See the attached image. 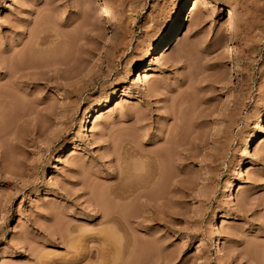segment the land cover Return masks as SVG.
<instances>
[{"label": "rangeland", "instance_id": "obj_1", "mask_svg": "<svg viewBox=\"0 0 264 264\" xmlns=\"http://www.w3.org/2000/svg\"><path fill=\"white\" fill-rule=\"evenodd\" d=\"M181 2L0 0V264H264V0Z\"/></svg>", "mask_w": 264, "mask_h": 264}, {"label": "bare ground", "instance_id": "obj_2", "mask_svg": "<svg viewBox=\"0 0 264 264\" xmlns=\"http://www.w3.org/2000/svg\"><path fill=\"white\" fill-rule=\"evenodd\" d=\"M189 0H182V2H181V4H180V8H179V10H178V12L176 13V15L174 16V18H173V20L170 22V23H168V25L166 26V29L164 30V32L161 34V35H158L157 36V42L153 45V47H151V49H149V51H148V56L150 57V58H152L153 60L155 59V58H160L159 56H160V54H162V52L164 51V50H168V49H170V47L173 45V44H177L178 42H179V40H180V36H179V27H180V25L184 22V20L186 19V20H188V18L190 17L189 15L192 13V9L190 10V12H189V9H190V7H191V5H190V3L189 4H187V2H188ZM178 37V38H177ZM176 39V40H175ZM157 46H159V48H157ZM157 48V49H156ZM159 49H161L160 50V52H158V50ZM146 64V63H145ZM149 67L147 66V64L146 65H144V67L140 70V71H138V74L136 75V78H135V80H134V83H138V84H142L143 83V80H145L149 75V69H148ZM99 106V105H98ZM99 108H100V106H99ZM100 111V110H99ZM98 110H97V112H99ZM92 118H93V115H92V110L91 109H89L88 108V110H87V112H86V118H85V123H84V125H83V136L84 137H86L87 139L89 138L88 137V131H89V128H90V125H91V121H92ZM263 121H264V111L261 113V115L259 116V118H258V120H257V122L255 123L256 124V127H261V125H262V123H263ZM85 139V138H84ZM249 141V140H248ZM248 141L246 140V142H245V147H244V151H246L247 150V145H248ZM243 150H242V152H243ZM152 159V158H151ZM153 160H154V158H153ZM152 161V160H151ZM155 163V162H154ZM160 163V162H159ZM153 164V163H152ZM157 164V163H156ZM158 165V164H157ZM155 166V165H154ZM159 166V165H158ZM162 166V165H161ZM135 167V166H134ZM169 167V166H168ZM156 168V167H155ZM158 168V167H157ZM162 168V167H161ZM144 178V177H143ZM228 183V182H227ZM123 185V184H122ZM126 186V185H125ZM124 186V187H125ZM234 186V183L233 182H230L229 183V189H228V192H230L231 190H232V187ZM131 187H132V185H131ZM145 187H146V182H144L143 180L142 181H140L139 183H138V185H136L135 186V188H123L122 186H120V184H118L116 187H115V190H113V193H111L112 194V196L114 197V198H118V200H122V199H126V197L128 198L129 197V195L133 192L134 193V191L136 192V195L137 196H139L140 194H141V191H137V190H142V189H145ZM228 187V186H227ZM141 188V189H140ZM128 193H130V194H128ZM135 194V193H134ZM134 194H132V195H134ZM229 194V193H228ZM136 195H134V196H136ZM229 196V195H228ZM112 198V197H111ZM111 204V203H110ZM117 204V203H116ZM104 205H106V204H104ZM108 205V204H107ZM119 205V204H118ZM121 205V204H120ZM120 205H119V207L117 206V208L115 209V208H112V209H110V210H108L106 207V209H107V211H105L104 209H103V213L104 214H102V216H104V217H106L105 219H108L109 217V219L110 220H115L116 219V217L117 216H119V218L121 219V221H122V219H128V217L129 216H131V214L133 215V214H135V213H133L132 212V210L134 209H130L131 208V206H130V208L127 206V205H124V206H127V208L129 209V210H122V208L120 207ZM113 206H114V203H113ZM116 206H114V207H116ZM104 207V206H103ZM110 208L112 207V206H109ZM123 207V206H122ZM133 207V206H132ZM119 208H121L120 210H122V211H119ZM123 209H126V207L125 208H123ZM116 210V211H115ZM135 211V210H134ZM136 212V211H135ZM138 212V211H137ZM112 214H117V216H114V215H112ZM135 216V215H134ZM217 215H214V217H216ZM225 215H223V214H221L220 215V217H224ZM131 217H133V216H131ZM118 218V217H117ZM118 218V219H119ZM108 219V220H109ZM119 219V220H120ZM125 221V220H124ZM214 221V220H213ZM215 222V221H214ZM214 224V223H213ZM15 254V253H14ZM15 256V255H14Z\"/></svg>", "mask_w": 264, "mask_h": 264}]
</instances>
